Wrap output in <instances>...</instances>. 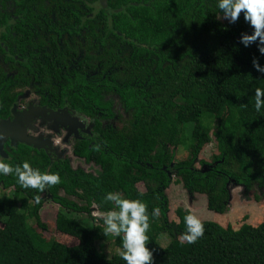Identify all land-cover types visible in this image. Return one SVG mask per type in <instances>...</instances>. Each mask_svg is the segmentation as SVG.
<instances>
[{
	"label": "trees",
	"instance_id": "16d2710c",
	"mask_svg": "<svg viewBox=\"0 0 264 264\" xmlns=\"http://www.w3.org/2000/svg\"><path fill=\"white\" fill-rule=\"evenodd\" d=\"M108 3L115 8L112 16L118 29L136 41L109 33L115 56L110 61H117L112 88L120 94L128 115L121 116L117 127L101 130L97 126L92 144L84 139L73 147L74 155L97 169L74 168L69 160L51 162L44 150L12 136L0 144V160L28 161L59 175L58 183L45 187L49 201L61 207L55 226L62 238H76L78 243L48 238L39 230L47 228L42 219V207L48 202L41 197L45 189L25 188L14 174H0V264H125L118 252L108 255L98 246L108 236L104 226L95 222L93 206L104 213L118 210L115 201L104 200L108 190L146 203L150 264H264V219L254 224L245 221L238 228L201 219L203 234L189 243L182 233L184 216L191 210L180 207L178 221L168 218L167 189L174 181L170 173L191 193H205L209 209L221 213L230 208V185L264 187V111L254 107L255 89H264V74L252 65L253 59L264 65V53L259 51L258 39L247 45L241 41L253 26L243 10L230 20L217 7V0ZM74 52L78 54L76 48H58L49 52L47 61L69 65ZM73 66V70H49L44 75L52 93L57 92V83L65 93L86 79L82 64ZM68 71L80 72L83 79L78 72L71 78ZM57 97L49 102L60 100ZM67 98L80 111L97 110V102L103 116H115L104 108L109 103L96 101L94 96ZM0 118L8 117L0 112ZM213 140L218 149L213 160L199 158L205 144ZM179 145L187 150L181 160L176 159ZM138 183L144 184L143 189ZM153 208L159 209V215L151 216ZM32 219L36 224L30 223ZM163 232L170 236L165 246L159 238Z\"/></svg>",
	"mask_w": 264,
	"mask_h": 264
},
{
	"label": "flooded vegetation",
	"instance_id": "af4514ba",
	"mask_svg": "<svg viewBox=\"0 0 264 264\" xmlns=\"http://www.w3.org/2000/svg\"><path fill=\"white\" fill-rule=\"evenodd\" d=\"M114 10L108 0H0V112L8 117L0 118V122L11 123L32 109L31 116L22 118L18 132L20 136L32 138L35 144H31L49 154L51 162L62 159L69 160L74 168L82 166L78 160L81 157L74 155V144L84 139L92 144V138L98 134L97 126L101 130L117 127L121 116L128 115L120 102V94L112 88L114 82L111 76L117 68V61H110L115 56H112L114 48L109 43V33L114 31L128 41L135 39L118 29L119 24L112 16ZM99 15L103 17L99 19ZM122 47H125L124 43ZM58 48H76L78 54H71L69 65L61 61L50 64L47 61L49 52ZM77 63L86 69V79H77L79 86L73 85L65 89V93L57 83V92L52 93L45 84L44 75L49 70H73V65ZM68 72L73 78L78 71ZM78 74L83 77L80 72ZM70 81L64 80V83ZM88 89L92 95L87 92ZM99 91L101 94H98ZM57 96L60 100L49 102ZM67 96H94L96 101L109 103L110 106L104 108L115 116H103V112L98 111L100 106L97 102L94 103L97 110L90 106L89 111H80L68 103ZM49 114H54V123L32 124L34 128L21 131L29 119L46 118ZM35 118L33 120H37ZM15 139L22 140L20 137ZM170 175L174 180L175 175ZM41 197L49 200L47 189Z\"/></svg>",
	"mask_w": 264,
	"mask_h": 264
},
{
	"label": "clouds",
	"instance_id": "9594fccd",
	"mask_svg": "<svg viewBox=\"0 0 264 264\" xmlns=\"http://www.w3.org/2000/svg\"><path fill=\"white\" fill-rule=\"evenodd\" d=\"M217 7L230 20L234 21L243 10L244 18L253 26V31L241 36L244 45L258 39L260 53H264V0H217ZM253 68L264 74V65L256 59L252 61ZM254 107L257 112L264 111V89L257 87L254 93ZM15 175L16 182L25 188L44 190L47 185L59 182V175L55 172L33 167L28 161L20 164H10L0 160V174ZM104 200L115 201L118 210L108 209L103 215L104 233L119 235L121 247L117 250L125 264H150L152 250L146 246L149 240V212L144 201L121 195L119 191L108 190ZM159 215V209L153 208L151 216ZM185 230L182 239L192 243L203 234L202 220L192 214L184 216Z\"/></svg>",
	"mask_w": 264,
	"mask_h": 264
},
{
	"label": "rangeland",
	"instance_id": "374dc122",
	"mask_svg": "<svg viewBox=\"0 0 264 264\" xmlns=\"http://www.w3.org/2000/svg\"><path fill=\"white\" fill-rule=\"evenodd\" d=\"M53 117L54 114H49L48 116L42 118H35L37 120H33V118L27 121L22 128V132H26L30 128H34V125L44 124L48 121V123H54ZM176 151V159L181 160L187 157V150L182 145L175 147ZM218 151L216 141L213 140L210 143L205 144L202 148L199 158L211 161L213 160V154ZM81 162V165L88 170H93L95 167L93 164L85 163L83 159H78ZM201 165V163H197ZM77 164H75L76 166ZM174 177V176H173ZM138 187L143 189L144 184L139 183ZM231 191V200H230V208L228 211L221 213L215 210L209 209L207 205V195L205 193H197L192 195L188 192V190L184 187L181 181H174L167 189V195L169 197L170 206L168 212L169 220H179V214L177 210L181 207L183 209H190L192 214L198 216L200 219H212L222 223L223 225L232 224L235 228L240 227L243 222L249 223H259L264 219V187H260L259 185H254L251 188L247 189L243 184L239 185H230ZM260 195V199L256 197V195ZM45 195V194H44ZM25 205V204H24ZM42 210V219L47 224V228L39 230L43 233L44 236L51 238L54 237L56 239H61L62 241L67 242L68 244H76L78 240L76 238L71 239L69 237H64L59 234L56 228V215L58 210L61 208L57 202L49 201L43 205ZM92 214L96 217L95 222L99 225H103V215L104 212L100 211L97 206H93ZM79 217L85 216V214H78ZM30 223L36 224V222L32 219ZM110 234V235H109ZM168 234V235H167ZM102 239L98 241V246L101 250L108 255L113 252H118L117 250L121 247V245L117 242V236H111V233H104ZM160 242L162 245H167L169 242V233L163 232L160 236Z\"/></svg>",
	"mask_w": 264,
	"mask_h": 264
},
{
	"label": "water",
	"instance_id": "95a60500",
	"mask_svg": "<svg viewBox=\"0 0 264 264\" xmlns=\"http://www.w3.org/2000/svg\"><path fill=\"white\" fill-rule=\"evenodd\" d=\"M32 109L31 111L27 112L26 114L24 113V115L22 114L19 118H15V120L11 123L8 122H0V134H2V137L0 138V144L2 143L3 138L6 137V135H11L14 138L15 137H20L22 140L28 142V143H34L32 138L30 137H25V136H20V133L18 132V127L21 125V121L22 118H24V116H31L32 115Z\"/></svg>",
	"mask_w": 264,
	"mask_h": 264
}]
</instances>
